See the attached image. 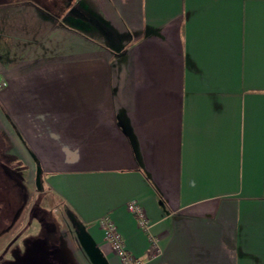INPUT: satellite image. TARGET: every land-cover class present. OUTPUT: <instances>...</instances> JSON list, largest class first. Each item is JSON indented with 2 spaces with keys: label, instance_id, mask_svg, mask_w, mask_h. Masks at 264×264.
Here are the masks:
<instances>
[{
  "label": "crops",
  "instance_id": "obj_1",
  "mask_svg": "<svg viewBox=\"0 0 264 264\" xmlns=\"http://www.w3.org/2000/svg\"><path fill=\"white\" fill-rule=\"evenodd\" d=\"M1 82L74 264H264V0L2 3Z\"/></svg>",
  "mask_w": 264,
  "mask_h": 264
},
{
  "label": "rangeland",
  "instance_id": "obj_2",
  "mask_svg": "<svg viewBox=\"0 0 264 264\" xmlns=\"http://www.w3.org/2000/svg\"><path fill=\"white\" fill-rule=\"evenodd\" d=\"M12 1L0 0V4H10ZM4 136L0 130L2 145L7 141ZM4 145L0 149L6 163L4 172H0V210H3L0 222V264H74L71 258H67V249L62 244L57 245L59 250L55 249V253L50 254L49 249L58 241L60 230L54 219L41 207L46 204L43 199L40 201L41 178L38 181L36 173L29 174L23 163L11 156L10 150L4 151ZM46 232L52 233L45 238ZM45 239L44 246L35 247L37 242Z\"/></svg>",
  "mask_w": 264,
  "mask_h": 264
},
{
  "label": "built area",
  "instance_id": "obj_3",
  "mask_svg": "<svg viewBox=\"0 0 264 264\" xmlns=\"http://www.w3.org/2000/svg\"><path fill=\"white\" fill-rule=\"evenodd\" d=\"M5 85L4 82L0 86ZM127 210L135 216L137 225L144 230H148L150 223L147 220L142 206L136 200H129L126 203ZM99 224L103 229L104 239L109 245L111 251L117 255L122 264H140V260L130 253L124 247L121 235L116 229L114 223L107 217L99 219ZM157 255V254H156ZM155 256V255H154Z\"/></svg>",
  "mask_w": 264,
  "mask_h": 264
},
{
  "label": "trees",
  "instance_id": "obj_4",
  "mask_svg": "<svg viewBox=\"0 0 264 264\" xmlns=\"http://www.w3.org/2000/svg\"><path fill=\"white\" fill-rule=\"evenodd\" d=\"M5 137V136H4ZM4 137H3V139H4ZM1 138V137H0ZM5 143L3 142V145H4ZM2 145V143L0 142V149H3L1 146H3ZM4 146H6V147H4V151H8L9 150V146H8V143H7V141H6V144L4 145ZM12 156V155H11ZM4 164H6L5 163V161H4V159L1 157V154H0V172H4L3 171V168H4ZM3 203H4V201H3ZM2 209L0 210V222H1V218L3 217L2 216Z\"/></svg>",
  "mask_w": 264,
  "mask_h": 264
},
{
  "label": "flooded vegetation",
  "instance_id": "obj_5",
  "mask_svg": "<svg viewBox=\"0 0 264 264\" xmlns=\"http://www.w3.org/2000/svg\"><path fill=\"white\" fill-rule=\"evenodd\" d=\"M41 220L43 221L44 220V217L43 218H41ZM50 233H52V232H50ZM50 233H47L46 232V234H45V238L47 237V235H49ZM59 242V243H58ZM44 243V244H43ZM45 243H46V239H45V241H43L42 242V245L41 246H44L45 245ZM58 244H62L61 243V239H60V236H59V239H58V241L57 242H55V244H53L54 246H53V248H50L49 250H50V254H54L55 253V251H53V250H59V248H57V245ZM28 247V246H27ZM54 252V253H53Z\"/></svg>",
  "mask_w": 264,
  "mask_h": 264
},
{
  "label": "water",
  "instance_id": "obj_6",
  "mask_svg": "<svg viewBox=\"0 0 264 264\" xmlns=\"http://www.w3.org/2000/svg\"><path fill=\"white\" fill-rule=\"evenodd\" d=\"M36 174H37V180L39 181V180H40V179H39V178H40V173H39V171H37Z\"/></svg>",
  "mask_w": 264,
  "mask_h": 264
}]
</instances>
